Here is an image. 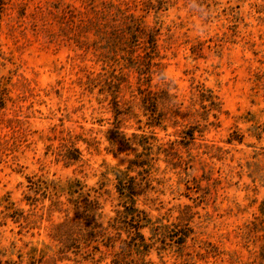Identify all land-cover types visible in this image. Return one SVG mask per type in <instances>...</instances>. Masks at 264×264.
Segmentation results:
<instances>
[{"label":"rangeland","instance_id":"obj_1","mask_svg":"<svg viewBox=\"0 0 264 264\" xmlns=\"http://www.w3.org/2000/svg\"><path fill=\"white\" fill-rule=\"evenodd\" d=\"M0 261L264 264V0H0Z\"/></svg>","mask_w":264,"mask_h":264},{"label":"trees","instance_id":"obj_2","mask_svg":"<svg viewBox=\"0 0 264 264\" xmlns=\"http://www.w3.org/2000/svg\"><path fill=\"white\" fill-rule=\"evenodd\" d=\"M138 34H139V35H138ZM132 35H133V38L136 39V42L139 41V39L142 38V36H144L145 39H146V38L150 39L149 35L146 34L145 31H144L143 29H141V28H140V30H135V32H133ZM136 42H135V43H136ZM147 43L150 44V49H152V50L155 49V47H156V39H155L154 37L151 38V41H150V42H147ZM139 45H140V43H139ZM143 47L146 48V49L148 50V47H146L145 45H144ZM137 69H139V71L141 72V74H145L144 68H143L142 66L139 65V68H137ZM120 185H121V184H120ZM121 193H122V192H121ZM130 199H132V198H130ZM131 215H133V213H132ZM93 236L96 237V238H103V237H104V234H103V233L95 232V233L93 234ZM70 241H72L71 246H73V242H74V240L70 239ZM66 247H68V249H69L70 246H66ZM0 264H3V263L0 261ZM4 264H16V263H9V262H6V263H4Z\"/></svg>","mask_w":264,"mask_h":264}]
</instances>
